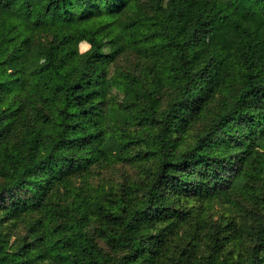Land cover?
<instances>
[{"label":"trees","instance_id":"1","mask_svg":"<svg viewBox=\"0 0 264 264\" xmlns=\"http://www.w3.org/2000/svg\"><path fill=\"white\" fill-rule=\"evenodd\" d=\"M141 5L149 11L136 14ZM212 29L224 48L207 42ZM39 32L51 35L42 61L31 55ZM65 43L87 47L71 71L63 70L66 55H55ZM123 45L148 65L149 88L130 75L109 77ZM113 87L123 93L125 111L150 104L141 109L140 124L154 110L156 91L172 90L157 132L130 137L114 124L105 109ZM217 95L221 110L183 147L184 135ZM141 144L144 149H134ZM150 158L158 163L136 204L123 199L107 207L94 199L96 215L114 227L104 233L107 243L124 250L115 263L83 231L82 219L58 222L57 184L97 164ZM240 182L261 199L264 0H0V210L8 220L36 214L30 239L21 243H11L0 217V264L151 263L164 245L155 223L187 220L186 210H174L178 197L228 199ZM225 228L238 233L227 223L215 225L214 234ZM252 232L249 260L224 264H264V221Z\"/></svg>","mask_w":264,"mask_h":264},{"label":"rangeland","instance_id":"2","mask_svg":"<svg viewBox=\"0 0 264 264\" xmlns=\"http://www.w3.org/2000/svg\"><path fill=\"white\" fill-rule=\"evenodd\" d=\"M138 11L136 14L141 11L148 12L149 8L141 5ZM50 40L51 35L47 32L35 34L32 37V43L36 46V50H33L31 55L38 61H42ZM207 42L219 48L225 46L214 29L210 32ZM86 50L87 47H82L80 43L77 45L65 43L56 50L55 55L58 57L65 54L66 64L63 70L71 71L72 64ZM106 50L108 51V48ZM138 56L132 49L123 45L121 52L108 67L109 77H116L119 74L130 75L139 80V83L143 85L142 88H149L145 75L148 65ZM173 99L174 93L171 89L167 87L158 89L155 94L154 110L148 109L150 118L140 124L138 117L146 115V112L141 109L150 107V104L144 100L139 108L135 107L132 111H125L120 107L125 105L124 95L113 87L108 89L106 94L105 109L114 124L124 128L130 137L152 135L160 127L163 113L169 108ZM222 101V96L217 95L208 103L204 116L195 119L189 131L184 135L183 147L193 145L196 139L207 130L215 115L221 110ZM147 122H149L148 125H146ZM133 147L135 150L144 149L143 145ZM157 163V158L134 163H101L92 166L84 174L72 176L64 183L57 184L52 192V199L56 202L55 205L61 207L58 222L65 223L73 215L82 219L83 231L88 233L109 260L115 263L123 256L124 250L114 248L107 243L104 233L114 227L96 215L94 199L99 197L107 207L116 206L115 202L123 199L131 205L136 204L142 195V186L146 189ZM242 186V182L231 186L228 199L215 197L200 201L198 196L178 197L179 204L174 210H186L187 220L179 221L176 216H171L165 221L155 223L156 231H162L164 235V242L162 241L164 245L157 250L151 263L144 264H201L202 262L207 263L209 259H213L215 264L247 262L254 246L252 229L264 221V191L257 193L262 199L257 200L255 196H251L256 194V189L250 187L243 190ZM253 186L257 185L253 184ZM0 217L4 221L3 226L6 232L10 235L11 243H21L30 239L25 237L28 235L30 222L36 217L35 213H20L16 218L8 220L5 213L0 210ZM227 223L231 226L235 225L238 233L230 235L229 230L226 231L227 228H225L219 234H214L215 225L224 226ZM214 236L219 242L216 246H213Z\"/></svg>","mask_w":264,"mask_h":264}]
</instances>
